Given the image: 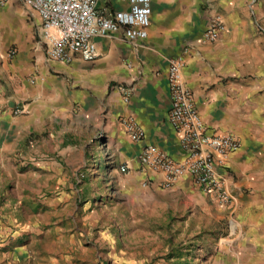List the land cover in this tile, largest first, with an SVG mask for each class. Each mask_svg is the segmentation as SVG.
Wrapping results in <instances>:
<instances>
[{
	"label": "crops",
	"instance_id": "crops-1",
	"mask_svg": "<svg viewBox=\"0 0 264 264\" xmlns=\"http://www.w3.org/2000/svg\"><path fill=\"white\" fill-rule=\"evenodd\" d=\"M152 7L145 41L98 39L99 57L94 62L76 58L62 64L52 61L47 50L36 49L42 65L35 71L20 57L10 64L0 54V139L13 138L18 132L41 133L50 116L61 110L76 108L85 117L97 113L100 126L125 160L123 165L139 179L136 186H151L142 195L143 203L150 206L160 193L172 197L174 206L195 213L228 215L243 246L238 263L264 264V170L254 171L264 157V0H152ZM215 15L226 29L211 43L204 34ZM38 24L40 30L39 20ZM177 58L183 61L181 82L191 91L209 132L232 133L241 142L240 150L226 161L224 175L232 194L228 204L204 194L190 176L168 185L160 169H145L138 163L148 146L177 162L184 160L179 135L169 123L168 71L170 61ZM31 73L37 75L38 83L35 78L27 80ZM124 89L132 91L128 103ZM60 93L61 102L56 98ZM27 100L32 105L28 115L14 117L15 107ZM129 117L145 132L142 142L134 143L128 136L122 121ZM108 256L115 264L136 263L133 253L117 247Z\"/></svg>",
	"mask_w": 264,
	"mask_h": 264
},
{
	"label": "rangeland",
	"instance_id": "rangeland-1",
	"mask_svg": "<svg viewBox=\"0 0 264 264\" xmlns=\"http://www.w3.org/2000/svg\"><path fill=\"white\" fill-rule=\"evenodd\" d=\"M36 49L46 51L38 19L22 0L0 5V54L38 71ZM28 104L12 115H28ZM93 114L61 110L41 133L0 139V264H115V247L135 264H240V233L228 215L195 213L160 193L150 206L141 201L151 186L121 171L125 160Z\"/></svg>",
	"mask_w": 264,
	"mask_h": 264
},
{
	"label": "built area",
	"instance_id": "built-area-1",
	"mask_svg": "<svg viewBox=\"0 0 264 264\" xmlns=\"http://www.w3.org/2000/svg\"><path fill=\"white\" fill-rule=\"evenodd\" d=\"M8 0H0L6 5ZM40 22L39 35L48 57L52 61L71 64L76 58L94 62L99 57L98 39L121 37L129 43H140L149 36L152 0H22ZM220 16H213L204 34L207 42L219 40L225 31ZM15 51L10 52V56ZM182 59L169 64L168 84L172 98L169 123L179 135V150L184 160L177 162L172 156L153 146L146 147L138 158L145 169H160L168 185L178 178L190 176L194 184L220 204L232 201L226 185V161L241 148L240 140L232 133H210L195 108L193 95L181 82ZM128 103L131 89H124ZM19 106L17 113H24ZM126 132L134 143L142 142L145 132L134 118L124 119ZM127 165L121 167L125 173Z\"/></svg>",
	"mask_w": 264,
	"mask_h": 264
}]
</instances>
